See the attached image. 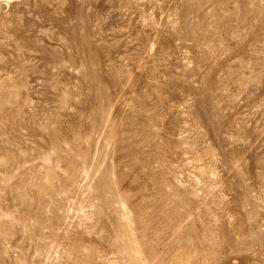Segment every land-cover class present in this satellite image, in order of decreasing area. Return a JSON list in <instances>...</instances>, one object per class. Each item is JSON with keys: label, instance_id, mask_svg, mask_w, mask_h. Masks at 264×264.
<instances>
[{"label": "rangeland", "instance_id": "374dc122", "mask_svg": "<svg viewBox=\"0 0 264 264\" xmlns=\"http://www.w3.org/2000/svg\"><path fill=\"white\" fill-rule=\"evenodd\" d=\"M0 264H264V0H0Z\"/></svg>", "mask_w": 264, "mask_h": 264}]
</instances>
